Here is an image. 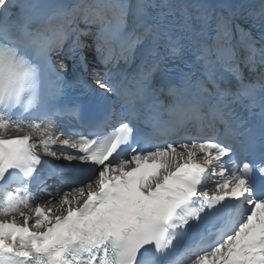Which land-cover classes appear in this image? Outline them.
Instances as JSON below:
<instances>
[{
    "label": "snow or ice",
    "instance_id": "snow-or-ice-1",
    "mask_svg": "<svg viewBox=\"0 0 264 264\" xmlns=\"http://www.w3.org/2000/svg\"><path fill=\"white\" fill-rule=\"evenodd\" d=\"M0 264H264V0H0Z\"/></svg>",
    "mask_w": 264,
    "mask_h": 264
},
{
    "label": "bare ground",
    "instance_id": "bare-ground-1",
    "mask_svg": "<svg viewBox=\"0 0 264 264\" xmlns=\"http://www.w3.org/2000/svg\"><path fill=\"white\" fill-rule=\"evenodd\" d=\"M95 60L97 61V57L95 58ZM64 131L67 132L66 129H64ZM66 150H67V149H66ZM41 195H42V197H43V201H42V202H46V201H48L49 197H48L47 194H41Z\"/></svg>",
    "mask_w": 264,
    "mask_h": 264
}]
</instances>
